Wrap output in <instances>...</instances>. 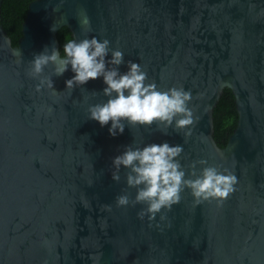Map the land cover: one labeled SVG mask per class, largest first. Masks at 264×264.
<instances>
[{
    "label": "water",
    "instance_id": "95a60500",
    "mask_svg": "<svg viewBox=\"0 0 264 264\" xmlns=\"http://www.w3.org/2000/svg\"><path fill=\"white\" fill-rule=\"evenodd\" d=\"M84 10L90 32L77 20ZM62 26L71 39H108L123 53L120 73L135 62L159 89L191 91V134L125 122L110 136V122L88 118L89 105L107 100L103 78L70 92V66L52 76L59 94L37 92L28 62L59 49ZM224 87L238 116L220 146L212 112ZM164 142L183 146L186 178L204 160L197 174L227 170L235 191L196 204L185 189L151 220L138 217L145 205L117 206L136 189L123 167L112 180L113 158ZM0 264H264V0H31L16 44L0 23Z\"/></svg>",
    "mask_w": 264,
    "mask_h": 264
},
{
    "label": "clouds",
    "instance_id": "9594fccd",
    "mask_svg": "<svg viewBox=\"0 0 264 264\" xmlns=\"http://www.w3.org/2000/svg\"><path fill=\"white\" fill-rule=\"evenodd\" d=\"M77 20L82 31L92 30L86 10L82 15L78 14ZM52 30H55V26ZM109 53L111 59L106 60ZM122 63L123 53L111 49L108 39L98 40L87 36L79 40L68 39L63 44L62 52L55 46L45 47L28 62L30 77L38 80L35 86L37 92L47 89L52 94H59L53 87L52 76H62L69 66L74 75L65 81V88L70 92L89 80L102 77L106 85L102 94L107 100L89 105L88 118L97 121L101 127L110 122V136L122 134L125 122L129 126L150 127L155 124L157 130L165 134L169 127L177 132L187 129L184 135H190V126L197 119L189 107L191 91L183 87L161 90L155 82H148L146 71L138 63L128 61L127 71L120 73L118 66ZM49 67L51 75H45V69ZM92 94L96 95L95 92ZM182 152L183 146L169 145L167 142L136 148L126 146L112 160L114 171L111 177L114 182H119L121 167L127 169L126 185L135 188L136 194L131 200L127 193L118 195L115 198L117 206L145 205L138 212V217L142 219L147 215L151 220L161 209L170 210L178 204L185 189L190 190L196 204L210 199L222 204L235 191L237 177L227 170L205 166L197 174L196 164L206 165L204 160L193 162L186 178V172L178 159Z\"/></svg>",
    "mask_w": 264,
    "mask_h": 264
},
{
    "label": "trees",
    "instance_id": "16d2710c",
    "mask_svg": "<svg viewBox=\"0 0 264 264\" xmlns=\"http://www.w3.org/2000/svg\"><path fill=\"white\" fill-rule=\"evenodd\" d=\"M31 0H1L0 23L11 38L12 44L17 43L21 35V24L27 5ZM56 36L61 52L63 44L71 39L70 30L66 26L60 27ZM213 136L218 145L224 146L237 121V110L232 91L224 87L213 109Z\"/></svg>",
    "mask_w": 264,
    "mask_h": 264
}]
</instances>
